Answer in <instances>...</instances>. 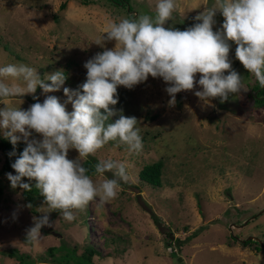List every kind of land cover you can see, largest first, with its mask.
<instances>
[{
    "label": "rangeland",
    "instance_id": "rangeland-1",
    "mask_svg": "<svg viewBox=\"0 0 264 264\" xmlns=\"http://www.w3.org/2000/svg\"><path fill=\"white\" fill-rule=\"evenodd\" d=\"M93 1L0 0V66L26 64L42 78L63 69L64 87L76 90L86 80L84 63L103 51L96 43L109 26L122 18L152 15L157 2ZM177 4L166 27L183 31L212 0ZM215 19L214 31L224 22L220 13ZM235 48L233 43L229 59L244 89L230 94L225 103L217 98L203 104L194 94L201 90L197 83L194 90L178 93L176 105L169 107L167 85L151 76L133 90L117 89L115 109L137 118L143 148L129 153L125 146L109 142L86 159L125 164L129 179L121 181L110 202L101 206L97 198L68 222L46 207L42 195L38 214L25 207L23 191L11 188L8 173L0 175V264H54L51 247L61 264H84L77 257L90 247L100 253L94 264H264V108L253 100L257 81L235 58ZM35 95L43 103V90L38 88ZM48 95L61 103L67 99L63 89ZM35 102L32 95L16 96L10 106L26 110ZM67 111H73L71 104ZM77 157L76 150L69 151V159ZM158 161L163 163L162 183L154 187L140 172ZM3 164L0 152V171ZM105 178L112 173L92 176L95 182ZM45 214L52 227L42 228L37 242H27L33 217ZM252 237L258 238L261 251L256 243L242 245Z\"/></svg>",
    "mask_w": 264,
    "mask_h": 264
},
{
    "label": "clouds",
    "instance_id": "clouds-1",
    "mask_svg": "<svg viewBox=\"0 0 264 264\" xmlns=\"http://www.w3.org/2000/svg\"><path fill=\"white\" fill-rule=\"evenodd\" d=\"M178 7L177 0H157L154 14L112 23L96 43L103 51L84 63L86 80L76 90L64 87L63 69L42 78L26 64L0 66V104L5 105L0 108V134L14 148L25 145L11 164L15 175L7 174L13 190L31 192L32 185L24 181L34 180L46 207L68 222L75 219V211L97 198L101 206L115 199L121 181L129 179L125 164L101 159L95 174L112 173V178L95 182L83 162L109 142L125 146L129 153L142 151L137 118L115 109L121 86L133 90L150 76L162 79L168 106L174 107L177 94L194 90L198 83L201 90L194 94L203 104L217 98L225 103L230 94L244 89V80L229 59L234 43L235 58L264 89V0H212L183 31L166 27ZM217 13L224 22L214 31ZM113 42L114 47L108 48ZM38 88L45 94L43 103L35 95ZM61 89L67 98L64 103L48 95ZM26 95L37 102L26 110L10 106L13 97ZM68 104L73 111H67ZM70 150L78 152L76 159H69ZM46 226L52 227L48 214L34 216L33 226L26 230L27 242H37Z\"/></svg>",
    "mask_w": 264,
    "mask_h": 264
},
{
    "label": "trees",
    "instance_id": "trees-1",
    "mask_svg": "<svg viewBox=\"0 0 264 264\" xmlns=\"http://www.w3.org/2000/svg\"><path fill=\"white\" fill-rule=\"evenodd\" d=\"M108 2H114L115 0H107ZM93 0H83V4L89 5L92 4ZM62 9L66 8V3L61 5ZM253 100L257 106L264 108V89L260 88L258 82L253 87ZM113 120V119H112ZM114 122V121H113ZM25 145L23 143L18 144L15 148L10 143V141L2 138L0 140V152H2L4 156V164L0 171V175H4L5 173H15L14 169L11 167V164L15 162V159L19 156L20 153L24 150ZM15 151V156H10L9 154ZM97 164L96 161L93 160H86L83 162V166L88 169V175L95 176L94 167ZM162 171H163V163L162 161H158L156 163L146 165L140 172V178L145 181L146 183L150 184L154 187L161 186L162 183ZM25 183H29L32 185V191L31 192H22V196L25 199V201L28 204L32 205V211L37 212V200L40 198V193L35 188L36 182L28 181L27 178H25ZM3 193V181L0 177V195ZM38 214V212H37ZM233 239H236L234 236H232ZM252 243H256L258 245V250H260V246L256 240H246L242 243L244 247L253 246ZM55 247H51L48 249V254L50 257V263L54 264H61L58 262L57 257L55 256ZM261 251V250H260ZM96 255H100V253L93 247L88 248L85 250L81 256H78V260L80 262H83L84 264H94V257ZM43 262H45V256H43Z\"/></svg>",
    "mask_w": 264,
    "mask_h": 264
},
{
    "label": "water",
    "instance_id": "water-1",
    "mask_svg": "<svg viewBox=\"0 0 264 264\" xmlns=\"http://www.w3.org/2000/svg\"><path fill=\"white\" fill-rule=\"evenodd\" d=\"M172 239H173V237H172ZM252 239H253V240H257V241H259L258 238H256V237H252Z\"/></svg>",
    "mask_w": 264,
    "mask_h": 264
},
{
    "label": "flooded vegetation",
    "instance_id": "flooded-vegetation-1",
    "mask_svg": "<svg viewBox=\"0 0 264 264\" xmlns=\"http://www.w3.org/2000/svg\"><path fill=\"white\" fill-rule=\"evenodd\" d=\"M119 5H121V4H119Z\"/></svg>",
    "mask_w": 264,
    "mask_h": 264
}]
</instances>
